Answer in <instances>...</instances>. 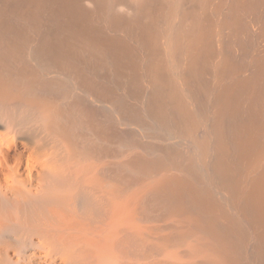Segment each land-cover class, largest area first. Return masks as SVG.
<instances>
[{"label": "bare ground", "instance_id": "1", "mask_svg": "<svg viewBox=\"0 0 264 264\" xmlns=\"http://www.w3.org/2000/svg\"><path fill=\"white\" fill-rule=\"evenodd\" d=\"M0 264H264V0H0Z\"/></svg>", "mask_w": 264, "mask_h": 264}]
</instances>
